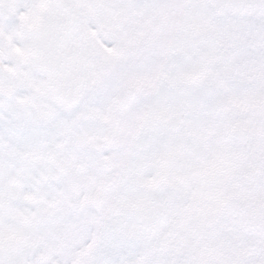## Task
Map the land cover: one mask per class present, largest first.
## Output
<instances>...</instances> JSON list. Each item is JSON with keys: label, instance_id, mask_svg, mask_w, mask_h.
I'll use <instances>...</instances> for the list:
<instances>
[{"label": "snow or ice", "instance_id": "1", "mask_svg": "<svg viewBox=\"0 0 264 264\" xmlns=\"http://www.w3.org/2000/svg\"><path fill=\"white\" fill-rule=\"evenodd\" d=\"M0 264H264V0H0Z\"/></svg>", "mask_w": 264, "mask_h": 264}]
</instances>
